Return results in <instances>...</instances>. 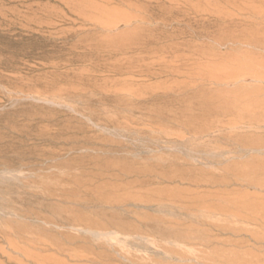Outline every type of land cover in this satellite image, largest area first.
<instances>
[{
    "label": "rangeland",
    "instance_id": "obj_1",
    "mask_svg": "<svg viewBox=\"0 0 264 264\" xmlns=\"http://www.w3.org/2000/svg\"><path fill=\"white\" fill-rule=\"evenodd\" d=\"M263 169L264 0H0V221L40 256L264 264L258 221L196 212L264 205Z\"/></svg>",
    "mask_w": 264,
    "mask_h": 264
},
{
    "label": "bare ground",
    "instance_id": "obj_2",
    "mask_svg": "<svg viewBox=\"0 0 264 264\" xmlns=\"http://www.w3.org/2000/svg\"><path fill=\"white\" fill-rule=\"evenodd\" d=\"M260 165V164H259ZM251 166V165H249ZM253 168V167H252ZM255 168V167H254ZM260 168V167H259ZM261 169V168H260ZM259 170V169H258ZM264 170V169H263ZM246 172V171H245ZM254 172V171H253ZM251 171V173H253ZM257 173V172H256ZM261 173V172H260ZM243 174V173H242ZM260 175V174H259ZM248 176V175H247ZM263 177V176H262ZM252 179V178H251ZM259 180V179H258ZM252 181V180H251ZM254 181V180H253ZM259 182V181H258ZM258 182H255V183H258ZM261 182V181H260ZM259 184V183H258ZM264 186V185H262ZM261 197V196H260ZM246 200V199H245ZM262 200V199H261ZM264 200V199H263ZM174 201V200H173ZM181 201V200H180ZM225 201V200H224ZM250 201V200H249ZM256 201V200H255ZM260 201V199H259ZM227 202V201H226ZM253 202V201H252ZM252 202H248L247 201H239V204H237L238 202H234V201H230L229 203H225L223 205H215L214 207L211 206H205L207 207V209H196V212L198 211H201V212H206L208 213L209 215H215V214H220V215H224V216H227L228 218H235V219H239V220H255L256 222L258 221L260 223V226L263 227L264 226V205L263 204H259L258 201H256L255 203H252ZM206 203V202H205ZM220 203V202H219ZM195 204V203H194ZM231 204V205H230ZM199 205V204H198ZM215 208H221V209H215ZM230 208H234V209H230ZM188 210H191V209H188ZM194 210V209H193ZM198 210V211H197ZM175 212V211H173ZM181 214V213H180ZM202 214V213H201ZM205 214V213H204ZM177 216V215H176ZM190 218L191 221H197L198 222V218L197 216L195 215L194 218H192L191 216H188ZM196 217V218H195ZM1 218V216H0ZM208 218V217H207ZM176 220V219H175ZM2 222H5L3 223L5 226H0V240H3V242L5 241L6 244H7V248L4 249V248H1L0 249V258H3L4 255L6 256L5 258V261L7 263H11V264H59V262H57L56 260H52L53 257L50 258H47L46 256L45 257H42L43 255L40 253V252H34L33 250H42L44 251L45 249L46 250H50V249H54L56 252H62L64 251V249L59 246V245H55V248H52L53 245H49V244H45L41 239L39 238H35V237H30V236H27V234H23L25 232V230L23 229V227L19 226L18 224L15 225L14 223H10L8 225V222L7 221H3L1 220ZM0 221V222H1ZM90 221V220H89ZM109 221V220H108ZM254 221V222H255ZM7 222V223H6ZM86 222V221H85ZM90 223V222H89ZM93 223V224H92ZM97 223V222H96ZM99 223V221H98ZM109 223V222H108ZM258 223V224H259ZM103 224V222H102ZM105 224V223H104ZM114 224V223H113ZM22 225V224H21ZM87 225H89L87 223ZM86 225V226H87ZM97 227L99 226L98 224H96ZM94 221L90 223V226L88 231L89 232H93V234L97 233V231L99 230H92V226L96 227ZM116 225V224H115ZM118 225V224H117ZM205 225V224H204ZM210 225V224H209ZM212 225V224H211ZM220 227V230L223 232V230L221 229L222 227H225L224 225H220V224H213V227ZM107 230H109L107 228V225L105 226ZM109 227V226H108ZM114 227V225H113ZM117 227V226H116ZM88 228V227H86ZM112 228V227H110ZM119 228V227H118ZM115 229V228H114ZM121 229V228H120ZM217 229V228H216ZM219 229V228H218ZM28 231V230H27ZM26 231V233H27ZM101 231V230H100ZM112 230H110L109 232H105V233H98L97 235H101L103 234L104 236L105 235H109V234H112L111 232ZM127 231V230H126ZM220 231V232H221ZM228 231V230H227ZM30 232V231H29ZM28 232V233H29ZM230 232V231H229ZM114 233V232H113ZM128 233V232H127ZM132 234L134 233L131 232ZM136 233V232H135ZM23 234V235H22ZM115 234V233H114ZM19 235V236H17ZM28 235H31V234H28ZM124 235V234H123ZM128 235V234H126ZM137 235V234H136ZM69 239V237H68ZM53 243V242H52ZM55 243V242H54ZM57 244V243H56ZM63 244V243H62ZM31 248L33 250H31ZM67 251V250H66ZM11 254H15L14 256L13 255H10L8 253ZM175 253V252H174ZM39 254H41L42 256H40ZM77 256V255H76ZM49 257V256H48ZM180 260L183 259L184 257H182L181 255L179 257ZM179 260V261H180ZM60 261V260H59ZM0 264H3V262H0ZM61 264V263H60ZM219 264H236L234 263V259H223V261H221V263Z\"/></svg>",
    "mask_w": 264,
    "mask_h": 264
}]
</instances>
